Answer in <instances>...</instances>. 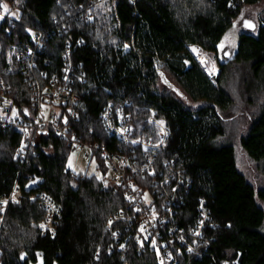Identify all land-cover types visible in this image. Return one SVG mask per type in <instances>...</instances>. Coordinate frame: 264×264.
<instances>
[{"label": "trees", "instance_id": "obj_1", "mask_svg": "<svg viewBox=\"0 0 264 264\" xmlns=\"http://www.w3.org/2000/svg\"><path fill=\"white\" fill-rule=\"evenodd\" d=\"M97 1L0 0L19 17L15 24L0 22V75L14 104L31 106V90L21 73L7 70V51L30 43L27 28L47 31L52 36L37 61L49 76L59 75L64 53L71 50L70 87L80 97L79 119L72 128L83 141L116 150L117 141L105 131L100 114L125 101L134 136L157 139L146 123L151 114L166 123L169 136L156 153V164L172 163L189 183L182 192L179 224L195 220L201 198L214 224L205 232L206 255L181 253L177 264H264V14L255 30L241 28L228 58L217 55L243 8L263 0ZM89 4H94L93 20L85 23L80 16ZM71 5L82 11L72 12ZM125 45L130 51L124 54ZM191 47L216 54L217 76L205 72ZM235 83L253 108L237 144L257 165L258 184L239 170L236 147L223 142ZM20 140L15 130L0 132V198L10 195L16 180L22 194L19 204L6 207L3 218L0 213V264H157L148 245L137 253L134 232L125 231L123 224L116 229L125 252H118V243L110 239L106 226L111 217L131 209L122 188L110 184L101 158H95L101 179L76 175L66 169L67 143L42 134L36 153L20 163L15 158ZM38 192L61 208L53 235L38 227L46 215L30 199Z\"/></svg>", "mask_w": 264, "mask_h": 264}, {"label": "built area", "instance_id": "obj_2", "mask_svg": "<svg viewBox=\"0 0 264 264\" xmlns=\"http://www.w3.org/2000/svg\"><path fill=\"white\" fill-rule=\"evenodd\" d=\"M103 1L105 0H98L97 3ZM93 6L94 4H89L84 14H81L82 22L88 23L93 20L91 12ZM69 10L76 14L82 11L79 6L74 5H71ZM65 12L68 13V10ZM0 22L15 24L17 18L0 8ZM26 32L30 43L11 45L6 55V67L9 72L17 71L22 74L23 80L31 90V106L18 108L13 102L9 84L0 75V132L15 130L21 135L15 158L24 163L30 154H35V147L42 134H50L65 141L70 153L80 151L89 162H95L97 155L105 163L112 183L122 188L131 209L128 213L123 211L115 213L110 219L112 223L106 226L110 239L118 243V252H125L126 244L121 240L120 231L116 229L119 224H123L125 231L130 229L134 232L137 253L144 252L148 245L155 251L157 264H177V255L181 253L196 258L206 255L209 243L205 232L214 226L206 201L203 198L198 201L196 218L192 223L180 225L178 217L183 206L182 192L187 191L189 183L172 163H164L161 166L156 164V153L165 145L169 136L166 123L160 125L158 121L161 119L151 114L146 123L155 129L157 139H141L134 136L127 113L130 103L125 101L115 108L105 107L100 114L105 131L109 137L117 141L116 150H109L98 143L83 141L72 128V124L79 119L77 107L80 97L70 87L73 71L71 50L67 47L64 53L61 74L49 76L44 67L39 66L37 60L45 51L47 39L52 34L30 28H27ZM79 44L82 42L79 41ZM66 46H70V43L67 42ZM8 101L10 103H6ZM145 193L149 202L145 200ZM13 195L18 203L13 202ZM128 197L132 199L129 200ZM21 199L22 194L16 180L10 195L7 198H0V201L8 200L7 205L0 204L4 209L0 212L2 218L9 204L17 205ZM30 199L36 200L46 211L45 218L38 224L39 229L53 235L60 217L59 204L48 194L41 192L33 194ZM145 236L147 239H144ZM153 240L156 242L155 247L152 244Z\"/></svg>", "mask_w": 264, "mask_h": 264}, {"label": "rangeland", "instance_id": "obj_3", "mask_svg": "<svg viewBox=\"0 0 264 264\" xmlns=\"http://www.w3.org/2000/svg\"><path fill=\"white\" fill-rule=\"evenodd\" d=\"M8 11L10 12L7 6ZM13 13L18 14L17 12H10L12 16L17 18V15H13ZM264 14V0L253 6H246L243 8L242 14L240 18L234 24L233 28L224 36L221 43H223V48L219 47L218 56L224 60V53L230 52V54L235 50L236 47V36L242 28V22L245 19L252 20L258 25V22L262 15ZM195 48L197 51H193ZM190 52L194 55L197 62L201 64L205 72L212 78L218 75V67H217V57L216 54L212 53H203L197 47H191ZM203 61V63L201 62ZM164 80V79H163ZM166 85L170 88L172 86L169 83ZM231 95L235 98L234 108L231 110L229 116V121L226 123L227 125V138L223 140V142H231L236 147L237 154V164L239 170L246 176L248 180L254 181L257 184L261 182L262 176L257 168V165L252 163L246 156L241 152L238 148V139L241 135L242 131L245 130L247 118L249 115L253 113V108L248 106L247 100L242 97V88L239 84L235 83L234 88L230 89ZM71 157L72 166L69 167V158ZM66 169L71 171L76 175H94L96 177L97 173L103 177V172L97 167V164L94 161H88L83 157L82 152L75 151L69 154L66 159ZM106 176L110 182L109 173L106 172ZM113 184V183H112Z\"/></svg>", "mask_w": 264, "mask_h": 264}, {"label": "snow or ice", "instance_id": "obj_4", "mask_svg": "<svg viewBox=\"0 0 264 264\" xmlns=\"http://www.w3.org/2000/svg\"><path fill=\"white\" fill-rule=\"evenodd\" d=\"M17 2H19V0H17ZM0 7H2L3 9H4V11H8V9H7V5H3V4H0ZM13 15H17V18H19L18 17V14H16V13H13ZM90 18V17H89ZM244 26L245 27H247V28H251V29H254L255 28V25L251 22V21H247V20H245L244 21ZM234 27H235V25H234ZM125 47H127V45H125ZM219 47L220 48H223V43H221L220 45H219ZM193 51L195 52V51H197L195 48H193ZM202 63H203V61H201ZM6 103H10V101H8V102H6ZM43 107V106H42ZM25 113H27V110H25ZM13 114L15 115V109H13ZM158 123L160 124V125H163V123H164V121H158ZM162 131H163V129H161ZM118 131H120V130H118ZM25 132H26V130H25ZM133 143H135V141H133ZM22 147H23V142H22ZM72 166V164H71V157L69 158V167H71ZM96 178L99 180V179H101V176L97 173V175H96ZM105 187H107V184H105ZM133 190L134 191H136V189L135 188H133ZM144 197H145V200H146V202H149V201H147V193H145L144 194ZM128 199L129 200H131L132 198L131 197H128ZM12 200H13V202H16V203H18V201H16L15 200V196L13 195V197H12ZM0 204H2V205H7L8 204V200H4V201H0ZM4 209L2 208V207H0V212H2ZM139 209H137V211H138ZM155 218V214L153 213V219ZM112 222L111 221H109V224H111ZM41 227H43V225H41ZM144 229H143V225L141 226V231H143ZM113 235H115V233H113ZM144 239H147V237L145 236L144 237ZM155 240H153V242H152V244H153V247H155ZM143 246V245H142ZM121 247L123 248L124 247V245H121ZM189 251H191V249H189Z\"/></svg>", "mask_w": 264, "mask_h": 264}, {"label": "water", "instance_id": "obj_5", "mask_svg": "<svg viewBox=\"0 0 264 264\" xmlns=\"http://www.w3.org/2000/svg\"><path fill=\"white\" fill-rule=\"evenodd\" d=\"M245 20H247V21H251L254 25H255V28L254 29H251V28H247V27H245L244 26V21ZM245 20H243V22H242V28H244L245 30H249V31H253V30H255L256 29V23L254 22V21H252V20H248V19H245ZM130 51V48H129V46H127V47H125L124 48V54L125 53H128ZM236 54V52L233 54V56ZM230 56V52H226V53H224V57L225 58H228ZM34 264H44L43 263V261H41V260H38L36 263H34Z\"/></svg>", "mask_w": 264, "mask_h": 264}]
</instances>
